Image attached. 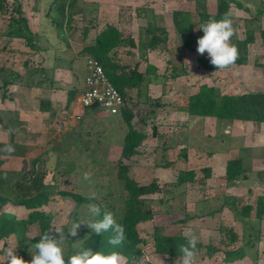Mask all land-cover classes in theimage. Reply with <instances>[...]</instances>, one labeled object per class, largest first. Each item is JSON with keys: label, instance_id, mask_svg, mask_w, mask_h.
Listing matches in <instances>:
<instances>
[{"label": "rangeland", "instance_id": "rangeland-1", "mask_svg": "<svg viewBox=\"0 0 264 264\" xmlns=\"http://www.w3.org/2000/svg\"><path fill=\"white\" fill-rule=\"evenodd\" d=\"M19 1L31 29L40 36L41 49L35 52L25 45L23 39L4 35L14 10L13 0H6V12L0 13V141L9 138L8 114L14 112L15 107L26 106L37 112L45 91L57 90V112L60 113L66 105V91L75 89L78 91L77 96H81L88 57L83 49L107 24L116 25L126 37L135 40V47L126 46L114 55L121 65L129 67V71L138 66L141 72H145L147 64H151L158 70L146 79L141 89L129 90L126 96L128 107L134 114L133 123L148 136L138 155L129 159L122 158L124 138L128 132V125L122 115L109 114L101 108L85 109L79 104L78 97L74 104V115H80L81 120L72 127L61 120L60 131L56 133L54 141L47 142L54 135L49 130L37 133L28 131V139L33 138L34 143L38 142L37 153L42 155L36 157L40 161L35 169L40 173L46 172L45 183L53 191L48 205L42 211L51 219L53 234L56 236L55 230L61 228L68 237L64 244L66 261L68 256L85 249V240L93 231L83 223L77 236L68 235L73 221H95L96 215L89 210L90 205L103 206L115 215L123 211L126 193L118 179L117 168V163L122 161L130 167V175L140 184L157 181L161 187L160 192L143 197V209L152 211L155 218L139 227L141 237L146 241L140 247L142 255L131 262L125 259V264H146L147 261L154 264H175V261L166 256L155 253L154 228H162L166 235H186L189 229L177 224V221L186 217L190 197L195 201L201 197L203 174L200 159L198 158L194 168L188 159L190 127L193 126L196 131L194 139L197 138L198 144L200 134L199 122L186 111L189 98L202 85L222 86V81L224 85L229 80L238 81L242 72L237 65H233L221 72L223 74L220 77L217 71L202 68L198 58H209L207 53L198 54V45L192 51L183 46L173 15L175 11L181 10L190 12L197 18V13L205 7L213 14L219 0H200L199 4L191 0H78L73 10L68 6L65 9V18L72 15V22H64L62 33L54 17H63V1L52 8V16L49 15V10L53 0ZM139 8L154 9L160 17V25L167 29L168 41L160 49L150 51L142 43L147 39L146 20L138 15ZM259 9L264 11V0H234L230 15L235 34L231 43L235 45L236 40L245 39L246 30L253 29L256 42L249 46L251 51L249 50L247 64H256L262 68L264 41L260 37V31L264 29V12L256 20ZM87 29L89 34L85 38ZM4 47L6 48L3 49ZM174 69L179 74L177 77L174 76ZM6 83L9 85L5 86ZM27 83L30 86H26ZM218 121L230 123L229 120ZM218 137L225 142V147L229 146L231 138L224 135L220 127ZM33 159L26 160L16 173L9 176L0 174V191L11 199L20 196L29 180L28 171L32 168ZM191 168L197 174L196 182L179 185L180 173ZM85 172L91 174L90 179H84ZM61 191L80 192L87 197L96 198L98 202L78 206L72 198L61 195ZM2 211L19 219H26L29 214L24 207L13 204L6 205L0 213ZM239 227L237 232L240 239L233 248L226 243L229 233L216 231L209 234L199 230L194 233L205 245H216L223 252L237 249L241 245L244 240L241 238H245L247 232L241 231V226ZM37 235L39 227L30 226L28 239ZM211 237L214 239L209 240ZM16 238L13 236L7 241H0V264H7L5 256L10 249H14L15 254L25 261H31L35 250L28 248L24 251ZM252 250L248 259L235 264H264V242L258 240L257 248ZM222 252H212L210 255L203 252L196 258V264H223Z\"/></svg>", "mask_w": 264, "mask_h": 264}, {"label": "trees", "instance_id": "trees-1", "mask_svg": "<svg viewBox=\"0 0 264 264\" xmlns=\"http://www.w3.org/2000/svg\"><path fill=\"white\" fill-rule=\"evenodd\" d=\"M63 1L62 16L61 18L54 17L60 33L65 21L72 22V15L68 19L65 18V9L68 6L73 10L78 0H53L49 10V15L52 16L54 6ZM69 1V2H68ZM199 4L200 0H191ZM234 0H219L217 10L215 13H210L205 7L203 11L197 13L198 17L194 18L190 12L175 11L173 18L177 32L180 34L183 46L192 51L197 45L198 38L203 36V31L198 30L197 27L210 18L220 20L226 15L231 18V4ZM14 10L10 15V21L4 35L10 38L23 39L25 45L34 50L40 51L39 45L40 36L33 32L30 27L28 18L24 15L23 6L19 0H13ZM65 3V4H64ZM238 6H241L237 2ZM6 7V0H0V13L4 14ZM60 10V8H59ZM249 9H246L248 11ZM262 10H258V17L260 19L263 15ZM138 15L144 17L146 20V40L142 43L150 50L155 51L160 49L168 41L167 29L160 25V17L155 13L154 9L139 8ZM260 15V16H259ZM89 29L85 31L84 37L87 38ZM260 37L264 41V29L260 31ZM1 39V35H0ZM256 42L255 32L249 28L246 30V37L243 40H236L235 46L238 49V59L234 65H246L248 62L249 46ZM126 46L135 47V40L131 37H126L124 33L116 26L107 24L104 29L99 31L92 42L86 45L83 52L88 56L93 57L101 63L104 68L105 74L115 88L120 91L125 97L128 95L129 90L141 89V86L146 79L157 73V68L151 64H147L146 71L141 72L139 67L136 66L133 70L129 71V67L121 65L114 57L118 50ZM4 47L3 49H5ZM2 49H0V54ZM199 65L208 71H218L215 66L210 63V59L206 56L198 58ZM232 67V66H231ZM230 67V68H231ZM264 70V66H263ZM87 71V70H86ZM174 76L179 74L174 69ZM6 83L5 86H8ZM76 96V90L68 91V98L66 109H69ZM41 110H49L46 102H41ZM186 111L190 116L196 117H212L221 120H241L253 121L256 123L264 122V92H252L241 95H230L221 93L214 86L202 85L199 91L189 98ZM122 116L128 125V132L124 138L122 148V158H131L139 154V148L148 139L146 133L138 129L133 123L134 114L130 109L124 110ZM14 148L13 152H7L4 149L7 146ZM27 147L18 144L12 138L8 143L0 142V156H20L26 157ZM38 158H34L31 162L32 168L28 171L30 174L29 180L26 181V188L23 193L16 199H11L0 191V210L8 204L22 206L29 211L26 219H19L15 215H11L2 211L0 213V241H7L11 236L15 235L17 241L24 251L35 243H37L42 235L46 232L53 234V225L51 219L47 214L42 211V208L48 205L51 195L53 194L49 185L45 183L46 172L40 173L35 169L39 163ZM1 164V161H0ZM118 179L122 182V190L126 193L124 201V209L118 215H114L117 223L123 225L125 239L119 245L113 246L109 243V239L115 234L109 230L102 234H96L94 231L85 240V249L92 251H102L108 254L112 251L119 253L127 262H131L134 258L142 255L141 246H144L146 241L141 237L139 227L143 223L153 221L155 215L150 210H144L143 197L152 195L161 191V187L157 181L149 184H140L130 175V167L125 165L122 161L117 163ZM2 176H9L12 173L3 172L0 170ZM22 174V172L20 173ZM210 173L206 174L208 177ZM245 170L242 168L240 160H230L226 168L225 180L229 186H232L234 181L243 178ZM197 174L194 170H187L181 172L178 177V184L183 185L186 183L196 182ZM30 182V183H29ZM61 195L72 198L78 206L97 203L96 198L87 197L80 192H67L61 191ZM100 215L95 216V221L103 219V213L108 212L103 206H100ZM254 208L252 206H244L241 210V216L244 219L250 218ZM264 211V204H262ZM262 211V212H263ZM257 209L256 217L259 219L263 213ZM190 218L186 217L177 221V224L184 225ZM37 225L39 227V235L28 239L27 232L30 226ZM230 237L233 244L239 239V235L230 230ZM55 236V235H54ZM261 234L258 231L255 233H246L244 244L235 250L223 251L217 247L205 245L198 241L196 245L197 257L204 252L211 254L212 252L223 253V264H233L237 261L244 260L249 251L255 249ZM186 243V235L181 234H164L162 228L156 226L154 228V246L155 253L158 255L166 256L171 261H176L180 256L178 245ZM34 249V248H33ZM35 250V249H34ZM201 258V257H200ZM146 264H154L152 261H147Z\"/></svg>", "mask_w": 264, "mask_h": 264}, {"label": "crops", "instance_id": "crops-1", "mask_svg": "<svg viewBox=\"0 0 264 264\" xmlns=\"http://www.w3.org/2000/svg\"><path fill=\"white\" fill-rule=\"evenodd\" d=\"M249 50L251 51V48ZM237 67L242 72L238 81L229 80V83L224 85V81L221 80L223 82L222 86L214 87L221 88L222 93L230 95L264 92L263 67L259 68L256 64L251 65L250 63L237 65ZM223 71H217L220 77ZM86 75L87 71L84 74V87ZM26 86H30V84L27 83ZM68 91H66V103ZM77 94L78 91H76V96L69 109H66L65 105L64 111L60 113L57 112V90L45 91L37 112L28 109L26 106L22 108L15 107L16 110L14 109V112H9V138L0 142L8 143L13 138L16 143L27 147V153L26 157L1 155L0 170L16 173L26 163V160L42 156L37 153L39 150L38 142L34 143L33 138L28 139L30 136L28 134L29 130L34 133L44 130H49L51 134L54 133L52 138L47 141L49 143L55 140L56 133L60 131L61 120H64L65 125L74 126L77 123L74 115V104L78 97ZM5 96L4 94L3 97ZM42 101L46 102L49 110H41ZM8 109L11 110L10 108ZM193 118L196 122H199L200 126L199 144L197 143V138L194 139V132L196 134V131L191 126L189 139L191 146L188 151V159L192 168H194L198 158L200 159V169L203 174L202 192L200 199L196 201L190 197V204L186 213V217H189L190 220L184 224L185 227L193 232L199 230L202 233L209 234L216 231L227 234L232 229L238 234L237 229L241 226V231H245L247 234L258 231L261 234V242H264V211L262 210V204H264V122L256 123L253 121L235 120L230 121V123H219L218 119L212 117L195 116ZM219 127L223 129L224 135H229L231 138L228 147H225V142L220 141L221 139L218 137ZM23 135L24 138L22 139ZM194 143L197 145L195 144L194 146ZM230 160H240L242 168L245 170L244 177L234 181L232 186H229L225 180L226 168ZM192 168L190 170H194ZM208 173H210L209 176L205 177ZM244 206H252L254 208L250 218L244 219L241 216L240 212ZM257 209L259 212L263 211V216L259 219L256 217ZM21 219H24V217H21ZM13 236L16 238L15 235ZM210 239H214V237ZM239 239L236 244H233L229 235L226 243L233 248L238 244ZM242 241L238 248L244 244V241ZM200 242L203 243V241ZM213 246L218 248L216 245ZM252 251H249V254ZM248 258L249 255L245 259ZM238 262L240 261L235 263Z\"/></svg>", "mask_w": 264, "mask_h": 264}, {"label": "clouds", "instance_id": "clouds-1", "mask_svg": "<svg viewBox=\"0 0 264 264\" xmlns=\"http://www.w3.org/2000/svg\"><path fill=\"white\" fill-rule=\"evenodd\" d=\"M203 31V36L197 40V53L203 55L207 53L210 63L217 70H226L233 66L238 59V49L231 43V38L235 34L233 21L226 15L220 20L210 18L197 27ZM85 103H92L91 100ZM7 152H13L12 146H7ZM84 179H90L91 174L85 172ZM94 198V197H93ZM89 210L100 215L101 210L97 205H90ZM86 223L96 234H102L111 230L115 235L109 239L113 246L119 245L125 239L123 225L117 223L113 213L104 212L103 219L97 221H73L68 235L75 237L81 224ZM56 236L52 233H44L40 240L31 246L35 249L31 261H25L22 257L15 254L14 249L6 252L5 260L7 264H125V258L119 253L112 251L105 254L102 251H92L84 249L65 259L64 244L68 238L61 228L55 230ZM198 238L194 232L188 230L186 233V243L178 245L180 256L175 264H196Z\"/></svg>", "mask_w": 264, "mask_h": 264}, {"label": "built area", "instance_id": "built-area-1", "mask_svg": "<svg viewBox=\"0 0 264 264\" xmlns=\"http://www.w3.org/2000/svg\"><path fill=\"white\" fill-rule=\"evenodd\" d=\"M86 59L87 75L79 104L85 109L97 104L109 114L122 115L124 110L129 109L126 97L110 82L99 60L90 56ZM88 100L92 103H85ZM81 118L76 116L77 121Z\"/></svg>", "mask_w": 264, "mask_h": 264}, {"label": "water", "instance_id": "water-1", "mask_svg": "<svg viewBox=\"0 0 264 264\" xmlns=\"http://www.w3.org/2000/svg\"><path fill=\"white\" fill-rule=\"evenodd\" d=\"M96 108H98V105L97 104L93 105L92 109H96Z\"/></svg>", "mask_w": 264, "mask_h": 264}]
</instances>
